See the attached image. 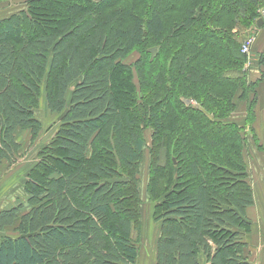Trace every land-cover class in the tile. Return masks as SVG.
<instances>
[{"label":"trees","instance_id":"obj_1","mask_svg":"<svg viewBox=\"0 0 264 264\" xmlns=\"http://www.w3.org/2000/svg\"><path fill=\"white\" fill-rule=\"evenodd\" d=\"M259 2L29 0L0 19V168L16 161L17 130L40 131L43 89L48 111L60 116L27 175L29 209L0 212V264H136L143 127L152 128L154 264H250L254 199L239 131H252L254 110L242 127L224 120L237 107L233 86L245 100L264 81L263 47L258 77L245 87L232 32L255 23ZM167 13L179 18L165 33ZM148 39L162 43L168 72L154 73L146 54L135 62L148 92L140 105L123 61ZM191 98L202 108L182 101ZM10 227L14 236L4 234Z\"/></svg>","mask_w":264,"mask_h":264},{"label":"rangeland","instance_id":"obj_2","mask_svg":"<svg viewBox=\"0 0 264 264\" xmlns=\"http://www.w3.org/2000/svg\"><path fill=\"white\" fill-rule=\"evenodd\" d=\"M28 1L29 0L0 1V19L24 10ZM259 1L260 0H258V5L263 2ZM262 9H264V5L255 8V20L259 18ZM165 15L171 18L170 20L165 21L166 33L171 27V24H173V21L179 18V14L167 13ZM232 32L236 34L238 33L237 37L239 38L241 45L249 36V38L254 39L249 53L247 55L242 54L245 58V62L242 67L243 74H246L245 87L250 88L252 83L251 81H254L258 77L257 65L259 61V54L262 52L264 47V24L260 29H257L254 23L247 29L238 30V28H234L232 29ZM161 45L162 43H155L153 42V39H148L144 45L136 48L127 57V59L123 61L124 65L129 66L133 71L132 83L137 91V102L140 105L144 104L143 100L146 98V95H148V92L146 87L141 85L139 78L135 73V62L146 54L147 58L151 62L150 68L154 73L160 71L162 72V68L165 70L162 74L167 73V68L162 65L160 59ZM239 88L240 84L233 86L232 88L230 97H233L232 102H234L237 107L236 110L224 120V122H237L240 127H242L243 125L237 120L240 119L239 116L242 114L244 116L242 120L245 119V122L248 108L251 106L254 110L255 125H253L252 131H249L248 128H244V130L239 131V134L245 142V145H243L242 148V158L247 166V181L252 188L253 196L255 195V192L257 197V193L263 194L264 188L256 186L257 180H259L258 177L261 176V172L264 169L262 166L264 162V81H260L257 85H255L254 90H247L245 100L239 98L241 94V90ZM190 103L194 108H202L199 103L192 98L190 99ZM34 116L41 124L40 131L36 135H33L30 130H17L15 132V136L21 148L16 155V161L14 164L4 163L0 168V212L20 206L21 209L19 210V217L29 209L26 204L27 195L24 190L25 183L28 178L27 175L38 162L41 150L50 143L60 121L59 115L51 114L48 111L44 89L38 99ZM143 118L145 120V117ZM256 129L257 132L255 131ZM142 135L144 138V147L142 150V160L138 167L136 186L138 200L140 203V233L136 244L138 249L136 264H150L154 245L156 244V236L157 239L159 236V229L152 220L154 204L147 193V186L150 178L152 128L143 127ZM168 159L169 157L166 154L165 149L162 148L158 155V166L165 167L168 163ZM257 187L259 188L257 189ZM248 218L250 219L251 231H253L254 223L250 218V214L248 215ZM4 234L14 236L15 233L13 232V227L6 229ZM248 235L249 234H246L245 236Z\"/></svg>","mask_w":264,"mask_h":264},{"label":"crops","instance_id":"obj_3","mask_svg":"<svg viewBox=\"0 0 264 264\" xmlns=\"http://www.w3.org/2000/svg\"><path fill=\"white\" fill-rule=\"evenodd\" d=\"M239 118L240 119L237 120H242L244 116L241 114ZM253 125H255V121L252 122L251 126L253 127ZM255 131L257 132V129ZM262 166L264 168V162ZM258 179L259 180H257L256 186L264 187V169L261 172V176L258 177ZM258 188L259 187H257V189ZM254 194H255L253 196L254 204L247 211L248 215L250 214V218L253 221L254 225H253V231H250L249 235L245 237V242L247 243L246 255L248 257V261L250 264H264V188H263V194L257 193V197L255 192ZM156 241H157V236H156ZM154 262H155V245L150 260V264H154Z\"/></svg>","mask_w":264,"mask_h":264},{"label":"built area","instance_id":"obj_4","mask_svg":"<svg viewBox=\"0 0 264 264\" xmlns=\"http://www.w3.org/2000/svg\"><path fill=\"white\" fill-rule=\"evenodd\" d=\"M259 19H261L264 22V9L261 10V13L259 15ZM258 29V28H257ZM250 37V36H249ZM246 38L244 40V43L240 46V52L243 55H247L250 51L251 45L254 41L253 38Z\"/></svg>","mask_w":264,"mask_h":264},{"label":"water","instance_id":"obj_5","mask_svg":"<svg viewBox=\"0 0 264 264\" xmlns=\"http://www.w3.org/2000/svg\"><path fill=\"white\" fill-rule=\"evenodd\" d=\"M256 26L258 27V28H260L261 26H262V21L261 20H258L257 22H256ZM183 101V103L185 104V105H190V101L189 100H182Z\"/></svg>","mask_w":264,"mask_h":264}]
</instances>
